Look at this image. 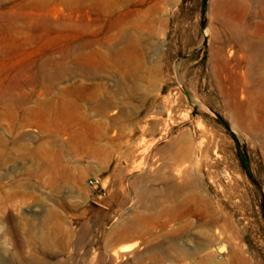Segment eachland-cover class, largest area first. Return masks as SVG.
Masks as SVG:
<instances>
[{
    "label": "rangeland",
    "instance_id": "374dc122",
    "mask_svg": "<svg viewBox=\"0 0 264 264\" xmlns=\"http://www.w3.org/2000/svg\"><path fill=\"white\" fill-rule=\"evenodd\" d=\"M219 1L0 0V264H264V0Z\"/></svg>",
    "mask_w": 264,
    "mask_h": 264
},
{
    "label": "bare ground",
    "instance_id": "6f19581e",
    "mask_svg": "<svg viewBox=\"0 0 264 264\" xmlns=\"http://www.w3.org/2000/svg\"><path fill=\"white\" fill-rule=\"evenodd\" d=\"M237 32H239L237 26L233 27L230 36L240 41L245 52L246 69L242 77L246 111L244 114L245 128L257 137L264 131V21L259 24L261 41L249 37L241 40L237 37ZM255 71L261 74L257 79L253 77Z\"/></svg>",
    "mask_w": 264,
    "mask_h": 264
},
{
    "label": "crops",
    "instance_id": "0c3cea01",
    "mask_svg": "<svg viewBox=\"0 0 264 264\" xmlns=\"http://www.w3.org/2000/svg\"><path fill=\"white\" fill-rule=\"evenodd\" d=\"M104 204H106V205H112V201L111 200H104ZM128 204V202L126 201V202H122L121 203V205L122 206H125V205H127ZM177 205V207H178V202L176 203ZM164 212V210H161V211H157V214H155V215H150L149 217L150 218H152L153 216L154 217H158V218H160V217H163V215L162 214H159V213H163ZM146 217H148V216H146ZM136 226L134 225V224H128V225H126L125 227H124V229H122V231H121V233H120V236H121V240H127V239H130L131 237H133L134 235H136Z\"/></svg>",
    "mask_w": 264,
    "mask_h": 264
},
{
    "label": "built area",
    "instance_id": "2783aa9c",
    "mask_svg": "<svg viewBox=\"0 0 264 264\" xmlns=\"http://www.w3.org/2000/svg\"><path fill=\"white\" fill-rule=\"evenodd\" d=\"M88 185L93 189H98L99 187H102V180L100 178H91L88 181Z\"/></svg>",
    "mask_w": 264,
    "mask_h": 264
}]
</instances>
